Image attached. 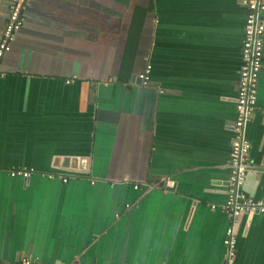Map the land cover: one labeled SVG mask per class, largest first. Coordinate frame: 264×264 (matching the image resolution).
I'll use <instances>...</instances> for the list:
<instances>
[{
	"label": "crops",
	"instance_id": "obj_1",
	"mask_svg": "<svg viewBox=\"0 0 264 264\" xmlns=\"http://www.w3.org/2000/svg\"><path fill=\"white\" fill-rule=\"evenodd\" d=\"M245 15L246 0H31L0 61V261L225 264ZM263 109L264 54L245 128L253 198ZM234 230L235 264H264V214Z\"/></svg>",
	"mask_w": 264,
	"mask_h": 264
},
{
	"label": "built area",
	"instance_id": "obj_2",
	"mask_svg": "<svg viewBox=\"0 0 264 264\" xmlns=\"http://www.w3.org/2000/svg\"><path fill=\"white\" fill-rule=\"evenodd\" d=\"M31 0H11L8 16L0 37V61L4 54L10 50L17 32L23 25L24 13L30 7ZM264 54V0H246V15L244 22V36L241 46V66L238 70L235 120L232 124L233 136L231 140L228 159V185L227 198L219 206L228 216L230 225L225 231L223 244L225 247V264H235L236 235L234 226L242 214H264V197L253 198L243 190L247 173L254 168L250 160V142L245 135L246 125L250 122L257 109V94L259 76L263 67ZM151 66L146 65L144 73L139 78L144 84L149 82ZM5 73L0 69V78ZM69 80L67 82H71ZM264 114V109H263ZM34 173L33 169H12L9 176L29 178ZM45 176V175H44ZM48 179L57 177L53 173L45 176ZM66 182L67 178L63 177ZM165 187H171L172 181H162ZM159 185V184H156ZM162 185V184H161ZM135 188L138 187L136 184ZM155 186L150 185L149 188ZM215 208V205L211 206ZM0 264H37L29 257L20 258L14 262L0 261Z\"/></svg>",
	"mask_w": 264,
	"mask_h": 264
}]
</instances>
